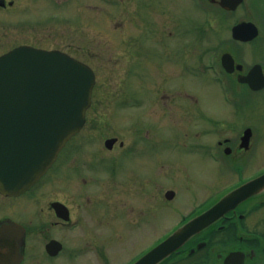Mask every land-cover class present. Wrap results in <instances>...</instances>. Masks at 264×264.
<instances>
[{"label": "rangeland", "instance_id": "1", "mask_svg": "<svg viewBox=\"0 0 264 264\" xmlns=\"http://www.w3.org/2000/svg\"><path fill=\"white\" fill-rule=\"evenodd\" d=\"M6 1L14 5L0 8V56L19 45L60 50L90 65L96 73L86 125L61 157L85 156L87 149L80 153L76 149L83 141H90L83 145L90 146L96 155L107 157V184L93 185L107 188V264L129 263L141 251L140 234L134 226L139 209L149 214L152 204H158V233L162 234L190 213L194 204L209 200L227 182L226 176L216 177L219 170L215 165L201 161L197 153L184 147L195 138L192 131L171 126L164 118L168 108L173 109L176 123H183L180 114L184 109L197 108V103L186 98L189 93L200 100V109L216 120L231 117L236 109L244 113L254 105L255 123H263L264 131V95L242 91L240 101H225L226 91L238 90L234 78L227 77L221 66L224 53L233 54L248 67L264 64V13L249 14L244 9L231 17L207 5L202 14L194 0ZM141 2L143 9L139 8ZM159 2L168 8L169 15L163 16L162 9H156ZM136 12L143 14L141 30L128 20ZM167 16L173 18L166 20ZM248 18L261 28L259 38L246 45L233 41L232 26ZM157 20L163 21L162 25L157 26ZM220 78L223 83L218 82ZM168 92L174 93L175 99L163 98ZM109 138L118 139L111 151L104 146ZM204 139L207 137L200 140ZM133 140L136 151L122 152L120 142L130 147ZM124 164L143 179L137 181L130 171L123 175ZM146 176L154 177L157 184L152 185ZM86 178L89 182L90 176ZM79 180L83 185L82 178ZM46 186L41 183L31 197L40 195ZM168 190L175 191L171 201L165 198ZM56 197L60 196L52 191L47 195V199ZM10 202L0 197L1 217L9 213ZM20 204L28 205L22 200ZM24 209L16 205L11 213L23 220ZM167 209L174 215L163 211ZM31 211L28 205V213ZM144 233L143 248L150 244L146 227Z\"/></svg>", "mask_w": 264, "mask_h": 264}, {"label": "flooded vegetation", "instance_id": "2", "mask_svg": "<svg viewBox=\"0 0 264 264\" xmlns=\"http://www.w3.org/2000/svg\"><path fill=\"white\" fill-rule=\"evenodd\" d=\"M220 1L194 0V3L201 7L202 14H205L207 5L218 8L224 15L231 17L244 9L249 14L264 13V0H243L234 11L225 10L220 5ZM140 4L139 8L143 9V3ZM158 8L162 9L163 16L170 13L162 2H159V7L156 9L158 10ZM166 18L169 20L173 17L167 16ZM252 19L241 20L236 24L251 21L259 27ZM124 20L122 24L124 22L126 26ZM128 20L138 30H141L139 21L144 20L142 13L136 12L135 16H131ZM162 23L163 21L157 20V26ZM156 29L159 30V27ZM259 30H261L260 27ZM140 33L141 31L138 34ZM170 34L171 32L168 35L170 36ZM166 48L168 49V47ZM235 60L236 65H242L241 70L236 69L233 74L223 71L227 77L234 78L231 79L238 91L236 93L226 91L225 101L234 99L240 101V96L244 95L242 91L249 95H264V89L253 90L249 84L239 81L240 76L248 75L256 64H261L264 74V64L255 63L248 67L244 63L238 62L236 57ZM181 93L179 92V94ZM163 94V98L171 100L174 93ZM186 98L193 100L194 104L197 103V108L184 109L186 111L180 114L183 116V123H176L175 113L171 108L167 109L164 118L170 122L171 126L175 125L186 131H192L195 139H189L191 141L184 147L197 153L201 161L204 160L215 165L219 170L217 178L228 177L226 185L217 191L216 197H211L201 204H194L190 213L184 215L172 228L165 229L162 234L158 233L161 216L158 204H152L149 214H145L143 209H139L134 226L140 234L139 249L141 251L126 264H130L133 260L144 255L191 218L210 209L224 196L227 190L236 189L264 174V152H262L264 150V131L261 130L263 123H255L256 108L254 105L249 106L244 113H240L236 109L231 117L222 116L221 119L216 120L209 117L206 111L200 109L201 102L199 99L194 100L193 94H187ZM173 99L175 98L173 97ZM170 103L176 102L170 101ZM183 106L185 107V105ZM248 129L251 130L250 137L244 139L243 136ZM136 136L142 137V134ZM155 137V134L152 133V138ZM206 137L207 139L200 140ZM136 140L132 141L133 145L130 147H127L125 142H120L122 152L126 154L131 151L133 154L132 152L136 151ZM83 143H90V141H83L82 144L76 146V149L78 153L87 149L88 152L85 153V156L58 157L55 164L41 179L42 183L47 186L41 189L40 195L33 197L30 195L37 188L18 197H6L0 194L3 199L11 201L8 204L9 213L0 216V224L12 220L24 228L19 257L14 262L5 264H107V188H93V185L107 184V157L96 155L90 146L83 145ZM124 167L125 169L122 168L123 175L128 174L126 171H130L129 173L135 174L137 181L143 179L144 176H137L133 168L125 164ZM133 167L135 168V166ZM87 176H90L89 182ZM146 177L151 180L152 185L157 184L154 177ZM79 178H82L83 185L79 184ZM50 191L57 193L60 197L47 199ZM21 200L30 205L32 209L30 213H28V205L25 207L24 204H20ZM16 205L20 209L25 208L23 220L15 219L11 213ZM163 211H167V214H171V216L174 215L169 209ZM145 227L150 244L143 248V237L146 236ZM163 264H264V193L238 204L216 224L191 238Z\"/></svg>", "mask_w": 264, "mask_h": 264}, {"label": "water", "instance_id": "3", "mask_svg": "<svg viewBox=\"0 0 264 264\" xmlns=\"http://www.w3.org/2000/svg\"><path fill=\"white\" fill-rule=\"evenodd\" d=\"M243 0H221L226 10H235ZM13 3H11L12 5ZM6 6L0 0V7ZM259 35L252 22L232 29L235 40L249 42ZM228 73L241 70L230 53L222 56ZM239 81L254 90L264 88L261 65H255ZM95 72L87 64L58 50L28 45L0 57V193L18 196L30 190L56 161L60 151L86 124L92 105ZM251 130H247L245 139ZM117 139H109L112 149ZM264 193V174L227 192L210 209L177 228L132 264H162L191 238L216 224L238 204ZM168 199L175 193L169 191ZM24 228L7 221L0 224V264L20 255Z\"/></svg>", "mask_w": 264, "mask_h": 264}]
</instances>
